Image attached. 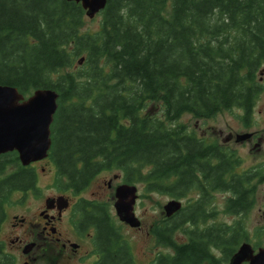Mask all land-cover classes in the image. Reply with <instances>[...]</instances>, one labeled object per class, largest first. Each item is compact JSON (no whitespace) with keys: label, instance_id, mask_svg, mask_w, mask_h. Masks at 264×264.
<instances>
[{"label":"trees","instance_id":"obj_1","mask_svg":"<svg viewBox=\"0 0 264 264\" xmlns=\"http://www.w3.org/2000/svg\"><path fill=\"white\" fill-rule=\"evenodd\" d=\"M97 15L98 28L82 30L80 3L0 0V84L24 96L38 88L58 93L48 159L60 191L77 192L100 171L116 170L124 183H143L171 199L197 192L163 225L172 250L163 264L227 262L250 241L243 214L253 204L254 183L180 117L238 108L247 125L261 88L254 71L264 58V0H107ZM35 182L17 152L0 154V226L10 196ZM216 192L229 194L224 212L240 217L215 228L185 225L217 213ZM94 205L81 221L95 226L108 249L103 264H133L108 205ZM178 230L187 243L174 238ZM214 248L221 257H212Z\"/></svg>","mask_w":264,"mask_h":264},{"label":"rangeland","instance_id":"obj_2","mask_svg":"<svg viewBox=\"0 0 264 264\" xmlns=\"http://www.w3.org/2000/svg\"><path fill=\"white\" fill-rule=\"evenodd\" d=\"M100 21L99 15L93 18L85 17V23L82 30H96ZM79 66L77 63L71 68L76 69ZM57 75H54V79ZM148 108L151 112L156 113L158 110L157 104H149ZM180 122L187 126L188 130H192L196 136L205 138L208 141H215L218 144L221 143L225 136L229 133L243 134L244 132H256V137L251 141H241L235 143L233 140L226 144V147L235 151V154L239 156L240 162L236 170H245L252 168L255 164L261 165L259 168V174L263 175L262 180L252 181L254 183V197L251 208L243 214L246 231L249 236V243L254 245L256 248L264 247V93L259 94L256 98L251 117L247 121V125L242 120V112L238 108L229 110H223L217 115L211 118H195L189 114H185L180 117ZM225 147V146H222ZM37 171L36 177V189L29 191L24 196L20 192H14L10 196V203L5 207V217L0 226V248L4 250L0 258H6L5 254L12 253L16 257L15 264H21V259L18 257L16 252L10 249L9 239H13L14 236L20 233V229L13 228L12 224L17 223L14 216H27L30 221L35 220L34 211L37 210L44 202V199L49 196H56L59 194V189L54 183V168L49 159L35 165ZM44 168V170H42ZM117 174L119 178L113 176ZM113 177V179H112ZM111 180V188L102 186V189H98V184L102 185L103 181ZM123 182L122 174L119 171H100L90 181L88 187L82 193L84 197L104 202L108 205L109 212L115 218V223L121 225L115 214L114 209V189L115 186ZM137 187V199L134 205L135 215L140 220V227L131 228L127 224L123 223L121 233L127 240L128 245L133 253V258L137 264H144L146 260V238L144 231L149 223L155 222L159 217L163 216L164 205L171 199V197L159 194L154 191H146L143 183H134ZM70 195V192H67ZM23 196V197H22ZM197 192L189 193L187 196L180 198L182 207H184L188 201L192 198H197ZM229 196L226 192H216L212 196V204L216 207L217 213L215 221L217 223H228L231 224L235 219H238L239 215L226 214L224 212V205L227 197ZM187 225V224H185ZM28 227V226H27ZM258 229H262V234L256 236L255 232ZM72 233V232H71ZM73 235V234H72ZM74 236V235H73ZM176 237L178 239L185 240V237L181 235L180 231L177 232ZM88 237L83 235V250L91 249V244L87 239ZM59 250L55 249L57 255ZM171 253V250H168ZM11 254V255H12ZM217 256L220 253L215 252ZM39 259L36 264H86L83 262L69 261L64 256H57V260L51 262L52 259L49 255V251H43L39 253ZM221 257V255H220ZM227 264V262L223 263Z\"/></svg>","mask_w":264,"mask_h":264},{"label":"flooded vegetation","instance_id":"obj_3","mask_svg":"<svg viewBox=\"0 0 264 264\" xmlns=\"http://www.w3.org/2000/svg\"><path fill=\"white\" fill-rule=\"evenodd\" d=\"M254 76L256 78L257 83L261 86L258 95L264 93V58H260L258 60L256 70L254 71ZM248 133L249 136L246 139L247 141H251L256 137V132ZM238 135L239 134L229 133L223 139L222 144H217L221 147L225 146L222 147L225 151V153H223L225 157L230 156L234 158L236 162L234 164V173L250 174L249 179H251V181L262 180L263 175L259 174V168L261 166L259 164H255L250 169L236 170L240 162L239 156H237L238 154H235V151L226 147V144L231 140H233L235 143H240L241 141H238L237 139ZM47 159L48 158L35 161L28 165V167H31V169H33L34 173L36 174V177L37 171L35 169V165L40 164L41 162ZM42 170H44V168H42ZM88 185L84 189L79 190L77 192H74L72 189H68L65 191H59V194H57L56 196H49L45 198L43 204L37 210L34 211V221H30L27 216H14V219L17 221V223L12 224V226L13 228L20 229V233L16 234L13 239H9V246L10 249L16 252L18 257L21 259V264H36L37 260L39 259V253H41L42 251L43 253L45 251H49V255L52 258L50 259L51 262L56 261L57 256L61 257L65 255V257L69 261L79 263L83 262L86 264H103L104 259L106 257L105 253L108 249L105 247V244L102 241H99V239L95 237V226L90 223L83 224L81 221L82 217L84 216V212H90L91 207H94V204L100 202L95 198L90 199L82 195ZM102 186L111 188V180H107L106 182L104 180L102 185L98 184V189H102ZM35 189L36 186L34 185L33 188L27 190H20L18 192L22 193V195L24 196L29 191ZM67 192H70V195H68ZM61 196L64 198L62 202L58 200ZM182 208L183 207L181 206L180 209ZM168 218L169 217L165 215V212H163V216L159 217L157 221L149 223L146 227L144 231V236L146 238L147 243V252H145L146 260L144 264H158L159 262L163 264V262L166 261L169 255L168 250L170 248L164 240L167 236V231L166 229L163 230V225L166 219ZM215 218L216 213H213L212 217L207 222L197 223L195 225H191V223L186 224L189 227L195 226L200 229L206 227L215 228L218 223L215 221L211 222V220H215ZM88 221H90V219H88ZM223 224H225L226 226L231 225L228 223ZM122 226L123 223L121 224V227ZM178 231L173 234L174 238L177 239V241H179L181 244L187 243L189 241L187 234L180 231L181 235L185 237V240H182L181 238L178 239L176 237ZM83 235L88 237L87 239L91 244L92 248L89 250H83ZM125 241L126 245L128 246V252L131 255L130 257L132 263L137 264L133 258V253L126 239ZM56 248L59 250V253H57V255L55 254ZM253 248L256 251L260 247ZM3 251L4 250L0 248V256H2ZM211 252L213 254V258H219L222 253L221 250L217 248L212 249ZM215 252H219L220 255L217 256ZM11 254L12 253L5 254L8 263H5L4 261V264L16 263V257L14 256V254ZM2 259L4 260V258ZM229 259L227 261V264L229 263ZM208 260L209 258H204L202 260V264H209ZM241 264H247V262H243Z\"/></svg>","mask_w":264,"mask_h":264},{"label":"water","instance_id":"obj_4","mask_svg":"<svg viewBox=\"0 0 264 264\" xmlns=\"http://www.w3.org/2000/svg\"><path fill=\"white\" fill-rule=\"evenodd\" d=\"M80 3L88 18L103 10L107 0H67ZM83 57L78 64L83 62ZM58 93L51 88H38L25 98L16 87L0 84V154L16 151L22 166L47 157L51 145L50 125L57 109ZM249 134L238 135V141ZM114 178L117 175L113 176ZM114 209L118 219L131 227H139L135 215L137 187L134 184H118L114 190ZM58 200L62 202L61 196ZM65 205V203H64ZM167 217L181 208V202L171 199L164 205ZM264 216V213H263ZM30 247V246H28ZM264 264V248L254 252L248 242H243L233 253L229 264Z\"/></svg>","mask_w":264,"mask_h":264}]
</instances>
